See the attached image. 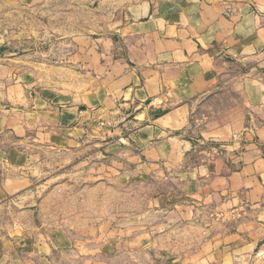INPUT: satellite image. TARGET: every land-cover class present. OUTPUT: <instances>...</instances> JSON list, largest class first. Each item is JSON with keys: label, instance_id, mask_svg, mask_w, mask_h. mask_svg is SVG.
<instances>
[{"label": "crops", "instance_id": "crops-1", "mask_svg": "<svg viewBox=\"0 0 264 264\" xmlns=\"http://www.w3.org/2000/svg\"><path fill=\"white\" fill-rule=\"evenodd\" d=\"M87 15L84 31L69 38L67 65L45 73L24 69L23 95L17 97L23 113L0 112V205L30 187L13 160L24 158L33 135L60 157L83 143H106L107 153L133 163L137 173L175 172L187 215L196 207L193 199L264 215V87L256 77L264 70V0H133L97 28ZM33 79L39 80L37 90L28 98ZM236 81L241 113L200 133L203 141L222 144L225 154L194 165L191 113ZM163 197L161 206L174 207ZM258 226L248 219L237 230L245 234ZM227 238L236 242L232 248L205 245L187 253L182 264H234L241 236ZM28 239L20 247L0 240V264H52V249L42 242L29 246ZM74 254L86 264L94 261L89 252Z\"/></svg>", "mask_w": 264, "mask_h": 264}, {"label": "rangeland", "instance_id": "rangeland-1", "mask_svg": "<svg viewBox=\"0 0 264 264\" xmlns=\"http://www.w3.org/2000/svg\"><path fill=\"white\" fill-rule=\"evenodd\" d=\"M131 1L0 0V112L23 113L17 97L23 95L19 87L24 69L45 73L67 65L69 38L84 31L88 12L95 27H103L116 9ZM31 81L28 98L39 82ZM13 84L12 92L8 86ZM241 88L239 81L226 83L193 109L191 136L198 145L194 165L225 154L222 144L203 141L200 133L241 113ZM28 137L30 148L25 146L24 158L13 162L20 164L30 187L0 205V240L9 239L17 247L25 236L29 246L42 242L52 249V264H86L76 250L94 257L87 264H102L103 254L109 264H182L187 253L205 245L232 248L236 242L230 244L227 237L238 233L243 247L235 252L234 264H264V215L226 210L198 199H193L198 204L193 214L187 215L179 201L182 181L173 171L159 176L137 173L133 163L107 153L106 143H83L73 149L77 152L60 157L52 146ZM139 163L146 165L145 160ZM163 196L175 208L164 202L161 206L158 199ZM248 219H256L258 229L239 232L238 224Z\"/></svg>", "mask_w": 264, "mask_h": 264}, {"label": "built area", "instance_id": "built-area-1", "mask_svg": "<svg viewBox=\"0 0 264 264\" xmlns=\"http://www.w3.org/2000/svg\"><path fill=\"white\" fill-rule=\"evenodd\" d=\"M256 77L260 82L264 84V70L262 69L256 70Z\"/></svg>", "mask_w": 264, "mask_h": 264}]
</instances>
